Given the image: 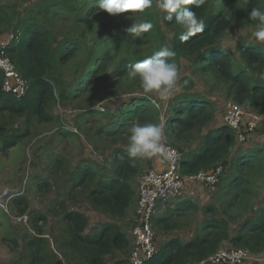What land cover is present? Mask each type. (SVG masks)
Listing matches in <instances>:
<instances>
[{"label": "trees", "instance_id": "1", "mask_svg": "<svg viewBox=\"0 0 264 264\" xmlns=\"http://www.w3.org/2000/svg\"><path fill=\"white\" fill-rule=\"evenodd\" d=\"M100 2L36 0L22 10L16 6L0 5V43L12 35L5 53L28 84L25 94L17 98L3 90L5 77L0 71V154L8 153L10 148L31 134V124L60 120L52 112L54 104L66 103L74 95L62 85L57 70L66 67L83 53L87 56L85 66L95 56V41L92 40L90 44L87 36L93 30L96 16L107 13L99 7ZM161 2L152 0L151 6L142 11L129 10L116 14L122 18L117 30L107 28L103 34L108 40V49L103 50L100 64L90 81H99L110 65L113 69L109 78H127L135 63L162 48H168L175 53L168 60L177 66L178 74L182 61L186 60L194 67V74L226 88V95L236 104L264 112V43L242 37L233 49L224 45L234 26L239 24L256 28V21L249 19V13L254 7L264 10V0H205V4L199 8L192 4L182 5L204 21L203 31L188 40L180 39L183 30L175 21V13L172 14L173 20L166 19L168 13L160 8ZM218 4L220 8H217ZM142 22L151 23L152 28L141 36L125 31L132 23ZM56 26H67V33L55 32ZM179 88L164 111L148 102L146 97L134 99L125 115L118 118L115 124L102 125L90 136L95 141L102 138L103 141L119 145L128 139L132 124L166 121L169 137L166 142L178 147L182 154L179 164L181 174L209 173L218 166L224 168L235 161V174L227 184L231 196L224 204V213L229 214L231 219L249 211L250 215L257 214L247 216L237 225L234 235L231 234L228 219L217 216L218 208L212 203L202 207L191 204L182 210L183 213L160 219L154 217L152 225L156 231L178 227L174 219L189 211L201 213L203 218L195 235L186 242L177 238L165 241L144 264H189L215 253L224 242H229L233 247H245L255 255L263 254L264 197L259 206L253 200L257 195L255 185L259 180L264 182V144L247 148L230 158L237 143L236 132L226 125L210 126L215 118L216 106L194 89L191 77H181ZM22 119L24 128L15 126ZM74 135L70 130H60V136L66 140ZM194 138L200 140V146L184 150L181 144ZM109 163L112 176L101 174L91 162L71 168L69 161L63 157H52L49 161L51 173L64 179L61 190H65L54 202L57 205L49 211L61 216L65 225L61 245L67 252L65 256H69L74 264H108V256H115L111 264H132V240L125 230L115 222H107L94 232L86 233L87 216L67 206L68 200L79 196L113 219L123 218L127 214L137 198L133 181L141 173L142 159L130 157L126 148L117 146ZM42 186L48 190L50 184L43 181ZM12 203L19 213L26 212L28 208L25 196L13 198ZM41 221L45 222L46 216L38 212L31 219L36 234L23 243L21 258L24 264H64L49 249V242L38 224ZM154 239L156 241V234ZM9 241L15 246L18 243L16 238ZM117 252L122 256L116 257Z\"/></svg>", "mask_w": 264, "mask_h": 264}, {"label": "rangeland", "instance_id": "2", "mask_svg": "<svg viewBox=\"0 0 264 264\" xmlns=\"http://www.w3.org/2000/svg\"><path fill=\"white\" fill-rule=\"evenodd\" d=\"M35 2L36 0H0V5L9 7L16 6L18 10H22L28 7V5H33ZM217 8H220L219 4ZM121 18L120 15H109L107 13H101L96 16L93 21V30L87 36L89 43L91 44L92 40H94L97 47V52L93 59L89 60V65L85 66L84 62L87 56L83 53L81 56L74 58L66 67L58 68L57 72L60 82L68 89L70 94L74 95L66 103L59 102L54 104L52 112L55 116H59L60 120L41 125L31 124V134L10 148L8 153L0 154V195L5 190H8L12 195L10 201L6 204H3L0 199V264L25 263L21 258L24 249L23 243L28 237L36 234L31 225V219L37 212L46 216V221H41L38 224L42 228L43 236L49 242V249L64 264H74L73 260L69 259V256H65L67 252L61 245L63 236L65 235V225L62 223L61 216L58 213H51L49 211L52 206L57 205L54 202H56L58 195L65 192L64 189L61 190L64 179L62 177H56L51 173L49 161L52 157H63L69 161L71 168L91 162L100 170L101 174L112 176L113 170L110 166L109 159L113 149L117 146L127 148L128 139L116 145L108 141H103L102 138L95 141L90 135H93L94 131L97 132L102 125L112 126L115 124L118 118L125 115V111L130 107V103H134L132 100L146 97L148 98V102L161 111H164L168 106V102L179 92L180 78L189 76L193 80L194 89L205 95L216 106L215 118L210 126L216 128L224 125L222 121L223 115L228 105L233 104V100L226 95V88L216 86L212 84V81L194 74V67L186 60L182 61L176 87L168 95L167 99H162L157 94L145 95L139 77L133 78L128 76L124 79L109 78L108 76L113 69L112 65L108 67L106 73L104 72L102 74L99 81H90V78L94 75V70L100 64L103 50L107 51L106 49H108V40L103 34L107 31V28L112 31L117 30ZM54 30L57 33L66 34L67 26H56ZM255 31L256 28L238 24L233 27L231 33L226 37L224 45L233 49L234 45L242 37L256 41L254 38ZM82 77L83 80H80ZM78 80L79 82L77 83ZM241 107L249 120L254 119L255 127L252 131L246 133L247 136L244 140H239L237 137V143L230 158H234L239 153H243L247 148L264 144V112L257 111L250 106ZM24 125V119L18 120L15 124V126H21L22 128H24ZM163 125L164 139L162 143L166 145L168 143L166 140L169 139L168 131H166L167 122L164 121ZM61 129L70 130L75 135L70 140H66L60 136ZM181 146L184 150L196 149L200 146V140L197 138L190 139L186 143L183 142ZM141 159V173L133 181L135 191L138 179L144 171L149 169L154 170L156 163L166 166L164 154ZM234 162L223 168L220 178L221 181L214 190H210L202 183L205 189L203 190V198L205 201L202 206L209 203L217 206V216L228 219L232 235L235 234V227L247 216L251 217L257 214L253 213V215H250L251 211H249L231 219L229 214L224 213V204H226L231 196L227 184L235 174ZM164 170H166V167L161 169V171ZM43 181L50 184L48 190H45L42 186ZM191 182L195 181L191 180ZM254 190L257 192V195L253 203L259 206L264 197V182L259 180ZM17 196H25L27 199L28 208L24 213H19L17 207L12 203L13 198ZM176 201L177 199L170 200L163 204H174ZM136 203L137 198L123 218L115 219L95 209L89 202L79 196L76 199L68 200L67 206L70 210L80 211L87 216L88 227L86 233L94 232L104 223L115 222L129 234L132 240L131 231L134 222L137 221ZM160 207H162V202L157 201L156 208L159 209ZM20 215H26V218L20 220L18 218ZM185 219L189 221V225L183 229H178L176 233L191 237L194 231L199 229L197 222H200V217L198 219L197 216L187 214ZM161 233V231L155 230L156 241L155 239L153 241L158 248L162 244L160 240L162 238ZM164 236L166 239L168 238L167 233ZM11 238L17 239L18 243L16 246L9 241ZM230 247L233 246L229 242H224L220 249ZM115 255L116 257L122 256L119 252ZM114 257H107L108 264L113 262ZM244 264H264V253L255 256L251 254Z\"/></svg>", "mask_w": 264, "mask_h": 264}, {"label": "built area", "instance_id": "3", "mask_svg": "<svg viewBox=\"0 0 264 264\" xmlns=\"http://www.w3.org/2000/svg\"><path fill=\"white\" fill-rule=\"evenodd\" d=\"M11 39L12 35L0 43V71L4 73L5 77L3 90L20 98L25 94L28 84L19 74L13 61L5 53V47ZM222 121L224 125L236 132V137L239 140H244L247 136L246 133L252 131L255 127L254 119L249 120L242 107L235 102L228 105ZM165 148L167 149L164 154L166 170L149 169L144 171L138 179L135 191L137 195V223L131 231L132 247L130 260L132 264H144L158 250L157 245L153 241L155 230L152 225V219L156 214V202H165L179 198L183 193L185 182L189 180L203 183L210 190H214L219 184L223 172V167L218 166L213 172L200 171L192 175H183L179 171L181 152L178 148L167 143ZM11 197L12 195L8 190H5L0 195L3 204L9 202ZM18 218L20 220L25 219L26 215H20ZM251 254L255 256V254L245 247L219 248L215 253L206 258L189 264H244Z\"/></svg>", "mask_w": 264, "mask_h": 264}, {"label": "clouds", "instance_id": "4", "mask_svg": "<svg viewBox=\"0 0 264 264\" xmlns=\"http://www.w3.org/2000/svg\"><path fill=\"white\" fill-rule=\"evenodd\" d=\"M151 3L152 0H101L99 7L109 14H120L129 10L142 11L150 7ZM188 4L199 8L205 4V0H162L159 5L168 13L166 19L169 21L173 20L172 14L175 13V21L183 30L180 36L181 40H188L204 29V21L199 19L194 11L182 7V5ZM249 19L256 21L254 33L256 42L264 43V10L252 8ZM151 28L152 24L149 22L132 23L125 31L139 37ZM174 55L175 53L168 48H162L132 66L129 75L133 78L139 77L145 95L157 94L162 99H167L176 87L177 66L168 60ZM163 139V123L141 124L137 122L129 128V142L126 151L132 158H152L158 154L162 155L167 151L162 143Z\"/></svg>", "mask_w": 264, "mask_h": 264}, {"label": "crops", "instance_id": "5", "mask_svg": "<svg viewBox=\"0 0 264 264\" xmlns=\"http://www.w3.org/2000/svg\"><path fill=\"white\" fill-rule=\"evenodd\" d=\"M166 166L164 164H160V163H156V165L154 166L155 170H161L164 169ZM204 189V185L200 182H191L186 181L185 185H184V189H183V193L179 198H176L177 201L174 204H163L164 202H162V207H160L159 209L156 208V214H155V218L156 219H160L163 218L165 216H170L172 214L175 213H183L182 210L183 209H187L191 204H196L200 207H202L205 199L204 197V193H203ZM174 199V200H176ZM167 202V201H165ZM157 211H158V215H157ZM185 212V211H184ZM188 212V211H187ZM187 214H192L193 216H197V218L199 219L200 217V222H197L198 224V228H200V224L202 222V215L201 213H192L191 211H189L186 214H183L181 217H176L174 219V221L178 222V227H174L170 230H160L162 233V238L160 239L162 241V244H164L165 241H168L169 239H173V238H177L179 240H181L182 242H186L189 238H191L193 235H195V233L197 232V230L194 231V234L191 237H187L185 235H180L178 233H176V231L178 229H183L184 227H187L189 225V221L187 219H185V217L187 216ZM156 230V229H154ZM165 233H167V239L165 238ZM161 244V245H162ZM160 245V246H161Z\"/></svg>", "mask_w": 264, "mask_h": 264}]
</instances>
